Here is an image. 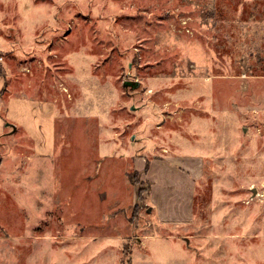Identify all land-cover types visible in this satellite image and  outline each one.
Here are the masks:
<instances>
[{
  "label": "rangeland",
  "instance_id": "obj_1",
  "mask_svg": "<svg viewBox=\"0 0 264 264\" xmlns=\"http://www.w3.org/2000/svg\"><path fill=\"white\" fill-rule=\"evenodd\" d=\"M6 72L58 101L0 264H264V0H0Z\"/></svg>",
  "mask_w": 264,
  "mask_h": 264
},
{
  "label": "crops",
  "instance_id": "obj_2",
  "mask_svg": "<svg viewBox=\"0 0 264 264\" xmlns=\"http://www.w3.org/2000/svg\"><path fill=\"white\" fill-rule=\"evenodd\" d=\"M20 72L22 78L26 76L22 70ZM13 76L7 72L0 75V171L7 174L17 171L22 153L27 152L43 160L55 151L54 112L57 109L55 102L58 100L53 102L29 96L24 92L25 86L20 90L13 84ZM21 138L26 141V146ZM22 159L21 157V161ZM148 170L149 175L152 174V169ZM167 172H159L154 181L163 180L162 176ZM173 173L175 174L174 171ZM14 177L15 175L12 179ZM183 178V182H188L185 176ZM161 218L165 219L163 216Z\"/></svg>",
  "mask_w": 264,
  "mask_h": 264
},
{
  "label": "bare ground",
  "instance_id": "obj_3",
  "mask_svg": "<svg viewBox=\"0 0 264 264\" xmlns=\"http://www.w3.org/2000/svg\"><path fill=\"white\" fill-rule=\"evenodd\" d=\"M62 89H65V88L62 87Z\"/></svg>",
  "mask_w": 264,
  "mask_h": 264
}]
</instances>
